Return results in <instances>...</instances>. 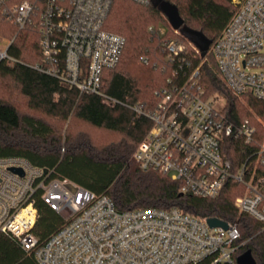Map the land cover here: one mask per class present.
I'll use <instances>...</instances> for the list:
<instances>
[{
    "label": "built area",
    "instance_id": "1",
    "mask_svg": "<svg viewBox=\"0 0 264 264\" xmlns=\"http://www.w3.org/2000/svg\"><path fill=\"white\" fill-rule=\"evenodd\" d=\"M148 3V0H132ZM113 0H0V11L19 29L32 26L40 33L42 61L33 65L79 93H94L114 102L101 90L105 69L116 66L125 45L123 35L105 27ZM234 11L210 51L216 70L235 96L244 93L264 99V0H231ZM150 30L153 28L150 26ZM176 31V30H175ZM159 33H163L159 29ZM0 50V61H15ZM166 58L185 50L175 38L164 40ZM193 49H198L193 45ZM198 67L186 80L155 90L150 127L138 143L133 159L142 169L167 173L182 192L215 197L228 180L242 191L234 204L264 230V139L256 141L248 118L234 124L204 95ZM255 143L237 168L220 149L223 135ZM52 169L17 155L0 156V234L13 236L32 252L37 264H239L236 258L248 239L237 222L211 227L207 218L178 207H146L120 211L107 194H96ZM40 199L64 223L40 241L33 233Z\"/></svg>",
    "mask_w": 264,
    "mask_h": 264
},
{
    "label": "trees",
    "instance_id": "2",
    "mask_svg": "<svg viewBox=\"0 0 264 264\" xmlns=\"http://www.w3.org/2000/svg\"><path fill=\"white\" fill-rule=\"evenodd\" d=\"M163 1L176 8L182 24L211 42L234 11L231 0ZM104 24L125 38L119 62L102 74L101 90L114 102L94 93H79L33 67L42 61L39 30L32 26L19 29L0 11V36L13 38L8 53L15 58L0 61V156L25 157L34 165L52 169L55 177L71 180L96 194H107L120 211L178 207L201 218L237 222L241 237L248 239L245 248L256 264H264L262 225L251 215L238 213L234 204L241 186L228 180L217 196L201 197L182 192L179 182L167 173L140 168L133 153L151 122L132 109L137 105L152 110L158 101L155 90L183 82L198 67L197 80L205 97L221 96L225 103L220 111L234 124L248 118L259 142L264 139V126L254 115L264 121V99L250 93L233 95L217 73L211 43L202 55L200 47L205 48V43L198 45L180 28L175 29L153 0H113ZM168 38L185 44V50L173 59L166 58L164 50L163 42ZM220 149L235 169L255 149V143L244 145L241 138L223 135ZM36 207L38 217L32 231L43 241L62 226L64 219L39 198ZM0 264L37 262L13 236L0 234Z\"/></svg>",
    "mask_w": 264,
    "mask_h": 264
},
{
    "label": "water",
    "instance_id": "3",
    "mask_svg": "<svg viewBox=\"0 0 264 264\" xmlns=\"http://www.w3.org/2000/svg\"><path fill=\"white\" fill-rule=\"evenodd\" d=\"M153 2L157 6V8L168 18L169 22L174 26L175 29L180 28L181 32L187 34L198 45L199 43H205V48L200 47V49L202 50V55H204L205 50L211 43V40H205V37L201 32H194L187 25L182 24L181 20L177 15L176 8L171 5L168 1L153 0ZM206 221L211 227H227V223L224 220H221L216 217L207 218ZM236 261L239 264H256L255 259L253 258L249 249H246L241 254H239L236 258Z\"/></svg>",
    "mask_w": 264,
    "mask_h": 264
},
{
    "label": "rangeland",
    "instance_id": "4",
    "mask_svg": "<svg viewBox=\"0 0 264 264\" xmlns=\"http://www.w3.org/2000/svg\"><path fill=\"white\" fill-rule=\"evenodd\" d=\"M7 44H8L7 39L2 38V37L0 36V50H4L5 47L7 46ZM224 103H225V102H224V99H223L221 96H215V97L213 98V105H214V107L217 108V109H221L222 106L224 105ZM254 117H255V118H256L261 124H263V126H264V121H263L260 117H258V116H256V115H254ZM66 124H67V122H65L64 125H63V127H62V130H63V131H64L65 128H66Z\"/></svg>",
    "mask_w": 264,
    "mask_h": 264
}]
</instances>
